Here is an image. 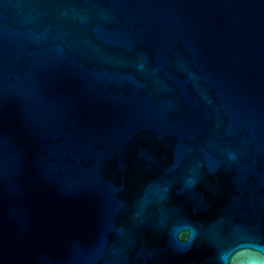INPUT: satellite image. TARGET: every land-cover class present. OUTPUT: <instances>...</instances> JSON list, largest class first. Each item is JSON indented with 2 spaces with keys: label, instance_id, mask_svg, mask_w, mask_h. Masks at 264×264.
I'll return each mask as SVG.
<instances>
[{
  "label": "water",
  "instance_id": "95a60500",
  "mask_svg": "<svg viewBox=\"0 0 264 264\" xmlns=\"http://www.w3.org/2000/svg\"><path fill=\"white\" fill-rule=\"evenodd\" d=\"M0 264H264V0H0Z\"/></svg>",
  "mask_w": 264,
  "mask_h": 264
}]
</instances>
